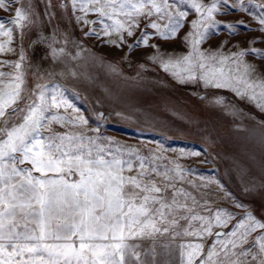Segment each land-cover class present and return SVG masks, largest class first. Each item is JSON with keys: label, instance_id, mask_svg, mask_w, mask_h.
<instances>
[{"label": "snow or ice", "instance_id": "obj_1", "mask_svg": "<svg viewBox=\"0 0 264 264\" xmlns=\"http://www.w3.org/2000/svg\"><path fill=\"white\" fill-rule=\"evenodd\" d=\"M57 8L82 35L73 55L53 46L55 30L41 33V40L52 41L53 61L87 53L105 62L85 43L90 37L127 49L125 59L151 49L145 59L178 84L206 90L202 100L233 114L240 102L264 112V47L254 46L264 36L250 38L247 47L237 41L227 51L228 40L202 47L221 31L264 33V0H0V10L13 13L0 18V55L16 56L0 59V264H264V215L224 206L246 207L219 180L201 177L224 191L223 204L203 191L208 184L188 179L195 170L179 160L199 153L169 157L163 145L123 143L103 130L109 119L103 111L94 113L89 128L90 117L69 99L68 86L51 79L64 72L33 68L25 39L57 17ZM233 11L247 13L259 28L217 19ZM174 41L186 50L168 51L162 43ZM107 64L119 71L113 61ZM137 67L149 70L144 63ZM253 118L264 138V119ZM53 124L66 130L55 132Z\"/></svg>", "mask_w": 264, "mask_h": 264}, {"label": "rangeland", "instance_id": "obj_2", "mask_svg": "<svg viewBox=\"0 0 264 264\" xmlns=\"http://www.w3.org/2000/svg\"><path fill=\"white\" fill-rule=\"evenodd\" d=\"M36 2L39 3L40 0ZM57 2L58 0H53V3ZM55 11L57 17L50 23L44 22L29 31L25 39L28 60L34 69L39 66L42 70L64 72L63 76L56 75L51 79L68 86L69 99L85 116L90 117L89 128L95 123L94 113L103 111L109 116L103 130L123 143L153 149L163 145L165 155L169 157H175L182 150L197 152L199 155L179 160L185 167L195 170V174L188 175V179L196 185L208 184L207 179H201L202 176L219 180L224 185V191L233 193L235 198L246 205L245 208H236L231 204L224 206L239 214L250 210L258 217L264 215V188L261 187L264 185V138L258 120L253 118L264 119V112L251 103L240 102L238 110L233 114L206 99L202 100L200 93H205L206 90L178 84L169 74L145 59L144 53L151 52V49H137L125 59L123 55L127 49L102 45L100 41L90 37L85 43L92 52L103 56L105 62H98L87 53L75 60L64 55L53 61L49 47L52 41L41 40V33L50 35L55 30L57 43L53 46H64L73 55V42L82 35L80 26L74 20L70 21L68 16L61 15L58 8ZM12 15V12L0 10V18L11 19ZM88 18L95 19V16L90 14ZM192 18L188 17L189 20ZM217 19L225 22L243 21L251 29L259 28L258 23L244 12L233 11ZM87 30L85 27L84 31ZM184 31L186 28L181 30L180 35ZM65 34L68 40L66 45L63 44ZM261 36L264 33L259 31L242 30L235 36L221 31L202 47H216L221 41L228 40L225 48L227 51L237 41L247 47L246 41ZM162 43L168 51L186 50L178 41ZM254 46L264 47V43ZM0 59L14 60L16 56L0 55ZM107 61L118 65L119 71H111ZM138 63L147 64L149 70L141 71L137 67ZM3 70L10 69L5 67ZM73 70L75 77L70 75ZM28 79L31 81L33 77L29 76ZM218 91H222L229 99H234L231 92ZM67 112L73 115L72 109H67ZM116 112H123L131 118L121 119L115 115ZM65 130L64 127L53 124V131ZM246 187H253L254 191L251 194L245 193L243 189ZM203 191L209 193L218 204H223L224 191L217 190L215 183L208 184ZM235 222L234 220L233 223Z\"/></svg>", "mask_w": 264, "mask_h": 264}]
</instances>
